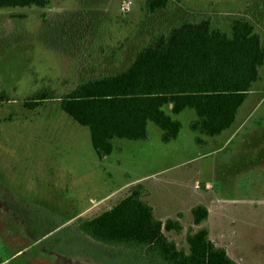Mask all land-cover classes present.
<instances>
[{"label": "rangeland", "instance_id": "rangeland-1", "mask_svg": "<svg viewBox=\"0 0 264 264\" xmlns=\"http://www.w3.org/2000/svg\"><path fill=\"white\" fill-rule=\"evenodd\" d=\"M130 1L125 13L123 0L0 9V91L9 99L0 102V264H158L77 231L138 187L157 219L181 225L179 233L163 230L178 248L187 251L189 230L203 227L238 264H264V64L221 135H200L189 127L194 111L174 115L164 106L181 122L176 139L162 142L160 128L148 122L145 140L115 138L101 159L88 127L58 99L23 107L44 87L61 96L79 80L118 70L154 33L183 18L209 16L225 32L232 18H246L264 41V0L170 1L155 14L145 11V0ZM198 205L208 214L195 225Z\"/></svg>", "mask_w": 264, "mask_h": 264}, {"label": "trees", "instance_id": "trees-1", "mask_svg": "<svg viewBox=\"0 0 264 264\" xmlns=\"http://www.w3.org/2000/svg\"><path fill=\"white\" fill-rule=\"evenodd\" d=\"M183 0H145V11L155 14L168 3ZM49 0H0V9L46 7ZM113 51V57L117 54ZM82 54H77L80 56ZM264 64V41L254 24L234 17L229 32L212 26L209 16L183 18L165 32L154 33L121 69L77 81L59 96L44 87L23 102L34 109L49 99H58L61 110L89 129L91 145L99 159L113 150L115 138L145 140L147 123L161 130L167 143L178 137L184 109L194 111L191 130L208 138L221 135L233 125L239 108ZM9 100L0 91V102ZM201 137L197 143L204 142ZM138 187L109 209L79 222L77 231L100 243L124 245L158 264H238L226 250L207 238L203 227L186 235L188 250L178 248L163 230L181 231L177 220L161 221L142 200ZM193 224L207 218V209H191Z\"/></svg>", "mask_w": 264, "mask_h": 264}, {"label": "built area", "instance_id": "built-area-1", "mask_svg": "<svg viewBox=\"0 0 264 264\" xmlns=\"http://www.w3.org/2000/svg\"><path fill=\"white\" fill-rule=\"evenodd\" d=\"M131 1L130 0H123L121 6H120V10L121 12H128L130 10L131 7Z\"/></svg>", "mask_w": 264, "mask_h": 264}, {"label": "crops", "instance_id": "crops-1", "mask_svg": "<svg viewBox=\"0 0 264 264\" xmlns=\"http://www.w3.org/2000/svg\"><path fill=\"white\" fill-rule=\"evenodd\" d=\"M120 53H117L114 57H113V59H114V61L115 62H117V66H119L120 65V63H121V58H119L120 57ZM133 58V57H132ZM113 65V64H112ZM127 65V64H126ZM125 65V66H126ZM125 66H119V68L118 69H121L122 67H125Z\"/></svg>", "mask_w": 264, "mask_h": 264}, {"label": "flooded vegetation", "instance_id": "flooded-vegetation-1", "mask_svg": "<svg viewBox=\"0 0 264 264\" xmlns=\"http://www.w3.org/2000/svg\"><path fill=\"white\" fill-rule=\"evenodd\" d=\"M0 206L5 207V203H3V204L1 203Z\"/></svg>", "mask_w": 264, "mask_h": 264}]
</instances>
